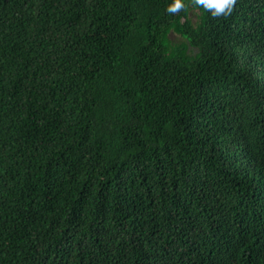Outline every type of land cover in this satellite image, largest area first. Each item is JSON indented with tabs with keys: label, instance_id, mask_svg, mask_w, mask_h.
Masks as SVG:
<instances>
[{
	"label": "trees",
	"instance_id": "trees-1",
	"mask_svg": "<svg viewBox=\"0 0 264 264\" xmlns=\"http://www.w3.org/2000/svg\"><path fill=\"white\" fill-rule=\"evenodd\" d=\"M170 2L0 0V264H264V0Z\"/></svg>",
	"mask_w": 264,
	"mask_h": 264
},
{
	"label": "clouds",
	"instance_id": "clouds-1",
	"mask_svg": "<svg viewBox=\"0 0 264 264\" xmlns=\"http://www.w3.org/2000/svg\"><path fill=\"white\" fill-rule=\"evenodd\" d=\"M194 3L201 6L214 17H228L234 11L237 0H194ZM184 7H186L185 0H171L167 5V11L176 13ZM10 165L8 156H0V174L5 175L6 181V184L0 187V196L8 197V169ZM12 169L10 168L9 170Z\"/></svg>",
	"mask_w": 264,
	"mask_h": 264
}]
</instances>
